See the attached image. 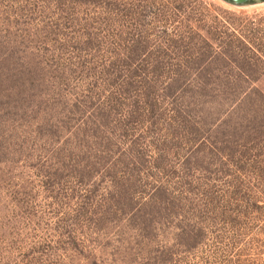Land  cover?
Segmentation results:
<instances>
[{
  "label": "rangeland",
  "instance_id": "rangeland-1",
  "mask_svg": "<svg viewBox=\"0 0 264 264\" xmlns=\"http://www.w3.org/2000/svg\"><path fill=\"white\" fill-rule=\"evenodd\" d=\"M260 132L264 3L0 0V264H264Z\"/></svg>",
  "mask_w": 264,
  "mask_h": 264
},
{
  "label": "trees",
  "instance_id": "trees-1",
  "mask_svg": "<svg viewBox=\"0 0 264 264\" xmlns=\"http://www.w3.org/2000/svg\"><path fill=\"white\" fill-rule=\"evenodd\" d=\"M69 1L76 3V0ZM110 5L118 7L115 3ZM256 136L243 145L237 168L239 175L231 177L234 185L230 184L226 193L225 220L232 228L240 229L244 236L253 230L264 232V134L260 132ZM256 241L249 238L246 242L252 244Z\"/></svg>",
  "mask_w": 264,
  "mask_h": 264
},
{
  "label": "water",
  "instance_id": "water-1",
  "mask_svg": "<svg viewBox=\"0 0 264 264\" xmlns=\"http://www.w3.org/2000/svg\"><path fill=\"white\" fill-rule=\"evenodd\" d=\"M229 2H230V4L235 5V6H244L246 4L259 3V2H256V1H252L251 2V0H229Z\"/></svg>",
  "mask_w": 264,
  "mask_h": 264
},
{
  "label": "flooded vegetation",
  "instance_id": "flooded-vegetation-1",
  "mask_svg": "<svg viewBox=\"0 0 264 264\" xmlns=\"http://www.w3.org/2000/svg\"><path fill=\"white\" fill-rule=\"evenodd\" d=\"M252 1H256V2H259V3H264V0H251Z\"/></svg>",
  "mask_w": 264,
  "mask_h": 264
}]
</instances>
